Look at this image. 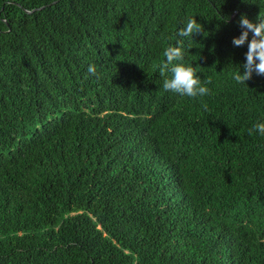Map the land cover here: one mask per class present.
Returning a JSON list of instances; mask_svg holds the SVG:
<instances>
[{"label": "trees", "instance_id": "1", "mask_svg": "<svg viewBox=\"0 0 264 264\" xmlns=\"http://www.w3.org/2000/svg\"><path fill=\"white\" fill-rule=\"evenodd\" d=\"M241 13L264 0H0V264H264ZM169 45L210 95L163 89Z\"/></svg>", "mask_w": 264, "mask_h": 264}, {"label": "clouds", "instance_id": "2", "mask_svg": "<svg viewBox=\"0 0 264 264\" xmlns=\"http://www.w3.org/2000/svg\"><path fill=\"white\" fill-rule=\"evenodd\" d=\"M228 19L224 22L227 23ZM257 20L259 22H253L243 13L240 14L237 20L241 33L238 37H233L232 44L234 47L247 44V51L244 54L245 61L240 66L243 72L241 73L239 69L232 76L237 84H246L247 81L252 79L253 73L257 76H264V17L258 15ZM203 32V26L196 19L190 18L186 25L179 29L177 35L192 39L194 35ZM249 33H251L250 39ZM163 56L165 59L158 65V71L161 76L171 73V77L163 82L165 91L192 99L211 94V90L206 86L211 83L210 78L205 77L202 83V79L197 75L196 68L182 63L184 52L181 46L169 45L164 49ZM87 71L91 75H96L95 65H89ZM202 106L206 111L207 105L202 104ZM253 132H258L259 135L264 136V122H257L248 130L249 135Z\"/></svg>", "mask_w": 264, "mask_h": 264}, {"label": "water", "instance_id": "3", "mask_svg": "<svg viewBox=\"0 0 264 264\" xmlns=\"http://www.w3.org/2000/svg\"><path fill=\"white\" fill-rule=\"evenodd\" d=\"M28 12V11H27Z\"/></svg>", "mask_w": 264, "mask_h": 264}]
</instances>
